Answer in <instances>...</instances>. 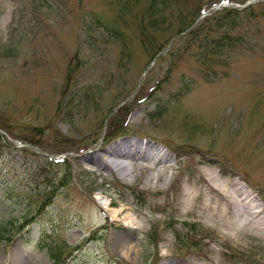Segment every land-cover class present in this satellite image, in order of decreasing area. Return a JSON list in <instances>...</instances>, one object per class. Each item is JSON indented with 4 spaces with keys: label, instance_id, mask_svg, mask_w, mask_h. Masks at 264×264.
I'll list each match as a JSON object with an SVG mask.
<instances>
[{
    "label": "rangeland",
    "instance_id": "obj_1",
    "mask_svg": "<svg viewBox=\"0 0 264 264\" xmlns=\"http://www.w3.org/2000/svg\"><path fill=\"white\" fill-rule=\"evenodd\" d=\"M160 1L0 0V264H264L202 189L264 212V0ZM129 145L134 179L95 165Z\"/></svg>",
    "mask_w": 264,
    "mask_h": 264
},
{
    "label": "bare ground",
    "instance_id": "obj_2",
    "mask_svg": "<svg viewBox=\"0 0 264 264\" xmlns=\"http://www.w3.org/2000/svg\"><path fill=\"white\" fill-rule=\"evenodd\" d=\"M126 152H121L120 150L115 152L112 151L110 153H99L96 154L94 159L95 165L103 170L105 173L111 175L114 173L119 179L123 181H127L128 179H134L135 174L133 172V168L131 166L130 160L131 157L138 156V152L133 150L135 148L131 147ZM133 151V152H132ZM154 162L152 165V170L157 173V177L162 173L161 170H165L166 167L163 166L162 158L153 157ZM153 174L150 173L144 179V184L149 183V181L153 178ZM155 177V179H157ZM207 183L202 184V189L205 193H203V197L205 198V205L207 206V211H213L212 204H214L212 200V195L217 196V203L215 204L219 208H223L225 210V216L228 218H233L234 216L238 217L239 224L238 229L241 230L243 228L249 227L255 230L262 231L264 229V212L259 208V205L255 204L254 199L250 197L245 190L239 187L236 183L231 184L229 187L225 186L224 181H222L219 177L214 176L213 173L209 175L207 179ZM198 192H200L198 190ZM202 192H200L201 194ZM198 194V193H197ZM190 194L187 193V196ZM210 198H209V197ZM208 202V204H207ZM206 211V210H205ZM118 227V225L116 226ZM132 229L131 227H124L123 231H128ZM127 237L122 238L120 236H115L113 239V246L117 247L119 250L128 249L127 248ZM197 259H204L203 257L198 256ZM210 263L212 261L210 260ZM161 264H188L185 260H177L164 256V261ZM194 264H204L202 262H196Z\"/></svg>",
    "mask_w": 264,
    "mask_h": 264
},
{
    "label": "trees",
    "instance_id": "obj_3",
    "mask_svg": "<svg viewBox=\"0 0 264 264\" xmlns=\"http://www.w3.org/2000/svg\"><path fill=\"white\" fill-rule=\"evenodd\" d=\"M161 3H164L162 0L160 1ZM156 5H157V3H151L150 5H149V9H153L154 7H156ZM127 9V7L125 8V10ZM125 10H123V11H125ZM228 15H230L233 11L231 10V9H227L226 11H225ZM121 14H124V13H121ZM150 22H152L151 20H149ZM97 23H100V24H102V26L106 29V25H105V23H102V22H100V21H97ZM184 23V20H182L181 21V24H183ZM153 25V24H152ZM190 26H191V24H189V26L187 25V26H185L184 27V30H186V29H188V28H190ZM142 33L145 35V33H147L146 31H145V27L143 26V28H142ZM148 37V36H147ZM149 38V37H148ZM219 48H220V46H219ZM154 53H156V51L154 52ZM31 143V142H30ZM31 144H33V143H31ZM48 163L49 164H51V165H56V164H58V161H51V160H48ZM63 185V183H61V186ZM46 197L47 198H49V199H51L52 197H53V192H51V193H49V194H47L46 195ZM39 208H40V206H39ZM0 237H4V230H2L1 228H0ZM51 253H52V256H51V258H53V260H57L55 257H56V249L55 248H52L51 249V251H50Z\"/></svg>",
    "mask_w": 264,
    "mask_h": 264
},
{
    "label": "snow or ice",
    "instance_id": "obj_4",
    "mask_svg": "<svg viewBox=\"0 0 264 264\" xmlns=\"http://www.w3.org/2000/svg\"><path fill=\"white\" fill-rule=\"evenodd\" d=\"M225 2H226V0H225Z\"/></svg>",
    "mask_w": 264,
    "mask_h": 264
},
{
    "label": "water",
    "instance_id": "obj_5",
    "mask_svg": "<svg viewBox=\"0 0 264 264\" xmlns=\"http://www.w3.org/2000/svg\"><path fill=\"white\" fill-rule=\"evenodd\" d=\"M52 159H54V158H52Z\"/></svg>",
    "mask_w": 264,
    "mask_h": 264
}]
</instances>
